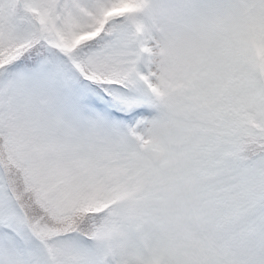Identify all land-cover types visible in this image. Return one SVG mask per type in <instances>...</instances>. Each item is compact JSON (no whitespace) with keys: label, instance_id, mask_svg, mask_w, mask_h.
Wrapping results in <instances>:
<instances>
[{"label":"snow or ice","instance_id":"snow-or-ice-1","mask_svg":"<svg viewBox=\"0 0 264 264\" xmlns=\"http://www.w3.org/2000/svg\"><path fill=\"white\" fill-rule=\"evenodd\" d=\"M0 264H264V0H0Z\"/></svg>","mask_w":264,"mask_h":264}]
</instances>
